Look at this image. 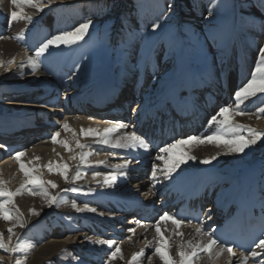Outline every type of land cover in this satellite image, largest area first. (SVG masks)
Returning a JSON list of instances; mask_svg holds the SVG:
<instances>
[{"label": "bare ground", "instance_id": "bare-ground-1", "mask_svg": "<svg viewBox=\"0 0 264 264\" xmlns=\"http://www.w3.org/2000/svg\"><path fill=\"white\" fill-rule=\"evenodd\" d=\"M97 1L52 0V3L48 4L45 0L46 6L43 12L26 8V13L32 16L31 23L19 21L12 22L9 26L10 13L15 9L10 4V0H0V35L11 37V39L0 40V60L4 61V66L0 67V134H6L5 131L19 128L20 125L34 126L35 128L31 132L36 130L45 132L39 141L33 144L24 141L23 144L6 147V152L0 150V178L7 182L6 186L12 191L21 187L25 182V177L19 169V164L12 157L16 151L26 150V157L22 158L24 163L29 167L40 169L36 173L37 175L58 185L55 189L49 188L51 194L62 196L69 201L76 199L80 207L87 203L89 207L97 209L96 213H77L70 205L59 208L53 205L52 208H49L39 196H31L27 193L17 196L15 207L19 208L27 225L24 228H16L15 231L22 241L32 245L27 253V264H105L108 254L116 245L109 248L107 244L93 243L100 240H115L121 247L124 259L117 258L112 264H130L132 257L141 250H144L145 256L140 258L137 264H143L145 260H147V264H162L158 256L152 255L155 246H149V242L156 236L154 228L156 222L149 225L140 224L134 215L127 214L133 208L132 203H140L141 193H154L145 195L149 208L167 209L169 204L160 203L159 195L184 191L188 185L196 182L200 169L209 167L212 169L210 175L217 181L213 202L220 205L221 208L229 199L232 188L237 179L242 177L243 171L255 163L264 165V140L259 141L252 149H246L244 154H221L208 165L201 164L199 161L220 150L212 145H203L190 150V154L197 158L195 162L188 161L182 164L173 174L172 180H165L153 187L151 179L153 165L163 168V161L155 159L157 154H153L150 149L148 152L141 151L139 153L111 149L97 145L92 136H83L80 132L82 128L104 129L111 125L105 123L104 120L98 123L94 119H90V115L86 113L73 111L68 114L57 109L63 103L61 97L63 92L71 95L70 100H66L69 102L66 106H71L77 100L92 98L99 89L105 87V84L119 85V82L121 84L128 83L133 79H138L141 82L145 78L146 84L143 89L145 94L142 95V101L147 107H154L161 98L162 89L167 84L179 80L185 84L186 89L194 86L196 89L201 86L208 87L209 93L219 102V107L212 110V116H214L220 107L227 106L232 102L234 91L250 79L257 60L258 48L264 46V21H255L247 25L244 23L245 26L239 29L238 24L232 30L234 45L232 49L229 48L226 57L221 58L217 54V49L209 44L208 60L211 65L206 66L202 73L200 68L203 67V63L199 58V61H196L197 64H202L199 67L193 62L192 66L187 62L189 61L187 57L194 49L193 43L200 40L198 36L172 38L171 34H167L170 36L169 51L165 52L166 48L162 47L155 49L150 58L147 56L145 61H142L140 47L136 49L134 43L130 44L137 25H133V21H129L130 18L126 16L122 20L128 28L117 30L114 33L115 48L112 50L116 51L115 58L111 63L108 62L110 58L107 55L104 58L100 56L102 59L97 57L100 55L97 53H101L100 50L104 47L100 45L98 22L94 23L93 21L84 39L77 45L71 47L61 45L60 48H50L48 53L40 58V66L35 73L31 67L24 66L29 56H35V51L45 39L58 32L74 29L86 22L63 21L60 8L56 6H65L66 4L85 6L87 3L98 8ZM94 6H90L87 12L97 9ZM145 24L143 22V27ZM217 30L219 31V29ZM224 31L226 30L221 32ZM17 36H22L23 39L17 40L15 38ZM105 38L112 42V37L107 38L103 35L102 40ZM173 50H176V54L174 52L176 61L173 58ZM238 56L240 58H237ZM170 58H172L174 68L167 69L166 67L171 63ZM183 58L187 61L181 64ZM200 58L203 60V55ZM96 59L99 60L100 67L92 65ZM12 60L14 62L9 63ZM175 64H177L176 68ZM195 69L199 71L196 73ZM164 70L165 72L161 73ZM154 78L156 79L154 80ZM19 87H25V89L19 90ZM34 94L37 95L35 100L29 99L28 95ZM25 96L26 98H23ZM34 106L38 108L41 116L35 115L32 111ZM245 107L248 111L256 113L260 107H264V100L258 96L247 101ZM35 117H38V120ZM64 119L68 120L71 129L77 133L80 143L91 145L92 150L97 153L90 157L93 165L98 161H107L109 165V167H81V171L88 175L75 184H66L60 175L55 172L49 173L45 167L49 162H52L54 166L68 163L69 176L76 172L79 161H72L71 156L78 155L81 150L75 148L72 133L62 131L58 138L69 141L70 146L74 149L72 153L60 144L53 145L49 140L50 134L60 129ZM235 120L237 123L249 125L257 131L264 132V114H261L260 118H257L256 115L238 116ZM211 125L209 134L218 128L215 124ZM121 131L135 132L137 135L141 133L138 127L135 129L132 126ZM161 155L165 154L161 153ZM137 156L139 162L135 158ZM37 157L40 159L36 160ZM126 160H131L127 176H119L115 187H106L103 183L104 176L113 174L115 166L125 163ZM93 172H100L103 175L97 180H93ZM157 174L163 179L162 173L158 172ZM71 187L80 188L82 193L89 194L77 195L62 191ZM33 208L40 215L33 216L31 214ZM99 213H103V215ZM126 225L129 226L126 228ZM10 226L8 222L0 220V232L4 233L6 240L8 238L7 229ZM174 227L170 222L162 224L161 232L166 238H170ZM194 227L186 224L181 226L180 231L185 234L186 240L193 239ZM130 229H135V233L133 234ZM15 239L13 238L14 243ZM179 241V236L170 238L169 242L173 245L170 254L175 255L177 249L174 245ZM149 257H151L150 260ZM0 258H2V264H13L17 257L10 256L0 250ZM239 259L233 257L232 264L239 262ZM228 260L227 252L213 261H210L206 254H201L197 264H228Z\"/></svg>", "mask_w": 264, "mask_h": 264}, {"label": "snow or ice", "instance_id": "snow-or-ice-1", "mask_svg": "<svg viewBox=\"0 0 264 264\" xmlns=\"http://www.w3.org/2000/svg\"><path fill=\"white\" fill-rule=\"evenodd\" d=\"M47 3L51 4L52 0H47ZM10 4L15 10L10 13L9 26L12 22L19 21L31 23L32 16L26 13V8L34 9L37 12H43L45 0H10ZM236 6L237 5L235 3L231 5L233 9ZM245 6L248 8L255 7L261 12H264V0H255V4L251 3V0H239V7L243 8ZM172 7L173 4L170 0L168 3V10H171ZM221 7L222 5L219 4L215 6V15L218 19L220 17ZM213 15V10L209 9L208 17H212ZM162 19H167V17L162 15ZM253 19V14L249 13L247 22L251 23ZM91 25L92 20L88 19L86 22L81 23L78 27H75L72 30L61 31L45 39L35 51V56H29L27 63L24 66L31 67L33 73H35L39 69L40 58L48 53L50 48H60L61 45L66 47L77 45L84 39ZM158 29L163 30L159 21L152 25V32L155 33ZM15 38L17 40L23 39L22 36H17ZM4 39H11V37L0 35V40ZM155 40L156 37H145V48L148 58L151 57V53L155 48ZM203 43L214 46L217 49V54L221 58L226 57L229 48L234 45L233 36L230 32H221L215 29L210 30L208 34L204 35ZM205 59H207V54H205ZM13 62L14 60L9 61V63ZM3 66L4 61L0 60V67ZM258 96L264 100V46H260L258 48L257 60L250 79L234 91L232 102L227 106L220 107L218 112L212 116L209 121L210 124L218 126L215 132L206 136L190 135L184 138H179L167 146L160 147L158 149L155 159L163 161V168H160L158 165H153L151 173L153 187L157 184L163 183L165 180H172L173 174L182 164H185L188 161L195 162L197 160L196 156L190 154V150L192 148L203 145H212L220 150L216 154L199 161L201 164L208 165L212 163V161L216 160L221 154H244L246 149H252L259 141L264 140V132L257 131L249 125L237 123L235 120L238 116L250 117L252 115H256L257 118H260V115L264 114V107H260L256 113L248 111L245 107L247 101ZM105 123L111 126L104 129L91 127L86 129L82 128L80 132L85 137L92 136L97 145L106 146L111 149L123 150L128 153L149 151L150 142L144 137L137 135L135 132L130 133L127 131H121L122 129L128 128L127 124L114 121H105ZM62 131L71 132L72 138L75 141V148L81 150L78 155L71 156L72 161L78 160L79 164L76 167V172L72 176H69L70 167L68 163L56 164L54 166L52 162H49L45 166L49 173L55 172L60 175L66 184H75L88 175V173L81 171V167H109L107 161H98L95 165H93L90 157L97 153L92 150L91 145L80 143L77 133L71 129L67 119H64L59 130L50 134L49 140L53 145L60 144L68 152H74V149L70 146L68 140L58 139L61 136ZM117 133H119V135H117ZM0 147H5V145L0 144ZM161 153L165 155H161ZM26 154V150H19L16 151L12 157L19 164V169L23 172L25 177V182L20 188L12 191L6 186L7 182L0 178V220L8 222L11 225L7 229V240L4 237V233L0 232V250L8 253L10 256L17 257L13 261V264H27V253L32 247L31 244L22 241L15 231L16 228H24L27 225V221L23 217V214L19 211L18 207H15V198L17 196H21L25 193L31 196H39L49 208H52L53 205L57 208L70 205L77 213L97 212L96 208L89 207L87 203H85L83 207H80L76 199L69 201L65 200L62 196L51 194L49 188L55 189L58 185L52 181L44 180L40 175H37L36 173L40 171V169L36 167H29L25 164L22 158L26 157ZM135 158L137 159V162H139V157L137 156ZM39 159V157L36 158V160ZM130 163L131 160H126L123 164H117L113 174L104 176V185L108 188L115 187L119 176H127V169ZM158 172L162 173L163 179L158 176ZM101 175L103 174L100 172H93L92 179L97 180ZM62 191L75 193L77 195L89 194L82 193V190L77 187L66 188ZM146 194L154 193L149 192ZM249 198L258 199V206L261 213L259 219L261 223H264V186L260 188L258 197L253 194ZM31 214L33 216L40 215V213L34 208L31 209ZM99 214L103 215V213ZM196 218L198 220L200 219L199 213L196 214ZM208 219H211V217L209 216ZM168 222L175 226L171 233V237H180L179 243L174 245L177 249L175 255L170 254L171 247L173 246L169 242L171 237L166 238L161 232V225L167 224ZM184 224L185 219L183 217L177 218L167 212L161 215L156 221L154 225L156 236L149 242V246H155L152 255L158 256L162 264H197V261L201 258V254H206L209 257V260L213 261L214 259L222 256L225 252L229 255L228 264H232V258L237 257L238 253L237 251H234L233 246L222 240L219 235H214L216 229L206 230L204 222L200 220V222L194 227L193 239L186 240L184 238L185 234L180 231L181 226ZM142 226L147 227L146 225ZM130 231L133 232V234L135 233V229H130ZM13 238H16L15 243L13 242ZM93 243L101 245L107 244L109 248L116 245L115 248L108 254V259L105 261V264H112V262L117 258L121 260L124 259L121 247L115 240H100L94 241ZM255 249H259L260 251L258 252ZM245 252H247V255ZM21 253L24 255H18ZM262 255H264V232H262L261 235L255 239L254 248L252 250L249 251L245 249V251L239 252V264H248L249 257L257 258ZM144 256V250L139 251L132 257L130 264H137L138 260ZM150 259L151 257H149V260ZM0 264H2V258H0ZM254 264H264V260L254 259Z\"/></svg>", "mask_w": 264, "mask_h": 264}, {"label": "rangeland", "instance_id": "rangeland-1", "mask_svg": "<svg viewBox=\"0 0 264 264\" xmlns=\"http://www.w3.org/2000/svg\"><path fill=\"white\" fill-rule=\"evenodd\" d=\"M98 1L96 2L99 5L98 8L94 5L87 3H85V6H74V5L66 4L67 6L59 5L56 7L60 8V14L63 17V21H72V20L87 21L88 19H91L92 22L94 21V23L98 22L99 25L98 35H100V39H101L100 45H103L102 47L104 48L100 50L101 53H97L100 54L97 55V57L99 59H102L107 55V57L110 58L108 61L109 63H111L115 58L116 50L115 51L112 50L115 48L114 38H113L115 31L126 30L128 28L127 24L124 25L123 24L124 20H122V18L126 16L127 18H130L129 21H133V25H137L134 29L136 30V32L132 35L133 40L130 42V44L134 43L136 49L140 47V58L142 61H145L147 57L146 48L144 47L143 44V40L145 36L156 37L154 50L162 47V48H166V50H164L165 52L169 51L168 44H170V36L167 34H171L172 38L176 36L178 38H180L181 36L200 37V40H198L199 43L198 42L193 43L194 49L187 57L189 61L183 58L181 64H184V62L187 61L190 65L192 62L194 63V65H196L197 64L196 61L200 60L203 63V67L200 68L201 73L206 69V66L211 65L210 61L208 60L209 44H206V46H204L205 44L203 43L204 35L208 34L210 30L213 29L215 30L219 29V31L226 30L227 32L231 33L232 30H234V28L238 24H239L238 29L248 24L247 21H248L249 13L253 14L254 17L252 22L264 21V12H261L259 9L255 7L248 8L247 6H245L241 8L239 7V0H171L173 4L171 10H168V3L170 2V0H98ZM234 3L237 6L233 9L231 5ZM251 3L255 4V0H251ZM217 4L222 5L220 9L219 19L215 15V11H216L215 6ZM90 6H94V8L96 7L97 9L93 10V12L92 11L87 12ZM209 9H212L214 12V15L212 17H208ZM238 14H239V18H241L242 16V19L240 21L236 20ZM162 15L166 16L167 19H162ZM141 19H143L144 21H140ZM134 21H138V22H134ZM146 21L148 22L145 24ZM157 21L161 23L163 30L158 29L155 33H153L152 25ZM234 21H238V22L236 26L233 27L232 22ZM143 22L145 24L144 27H143ZM103 35H105L107 38L112 37L111 39L112 42H110L106 38L102 40ZM230 49H232V47ZM174 52L176 54V50L172 51L173 58H175L174 60L176 61ZM205 54H207V59H205ZM202 55L204 57L203 60L200 58V56ZM237 58H240V56H238ZM93 62L94 63H92V65L94 64L95 66L98 65L97 67H100L101 64L99 63V60L96 59ZM95 62L96 63L98 62V64H95ZM176 65L177 64H175V68ZM201 65L202 64L200 65L197 64V66H201ZM166 68L172 69L174 68V65L169 63V65ZM197 69H195L196 73L199 71ZM165 70L161 73H164ZM41 115L42 114H39V116ZM147 263H148L147 260L143 262V264H147Z\"/></svg>", "mask_w": 264, "mask_h": 264}]
</instances>
